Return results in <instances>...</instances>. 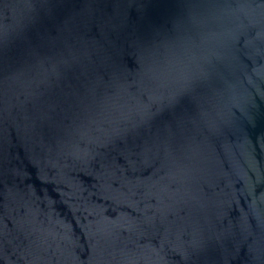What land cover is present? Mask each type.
I'll list each match as a JSON object with an SVG mask.
<instances>
[{
  "label": "water",
  "instance_id": "water-1",
  "mask_svg": "<svg viewBox=\"0 0 264 264\" xmlns=\"http://www.w3.org/2000/svg\"><path fill=\"white\" fill-rule=\"evenodd\" d=\"M0 264H264V0H0Z\"/></svg>",
  "mask_w": 264,
  "mask_h": 264
}]
</instances>
